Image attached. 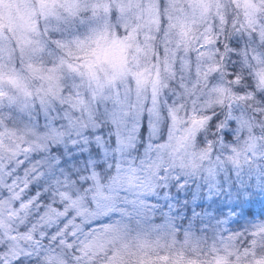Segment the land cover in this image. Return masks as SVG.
Masks as SVG:
<instances>
[{"label":"snow or ice","instance_id":"snow-or-ice-1","mask_svg":"<svg viewBox=\"0 0 264 264\" xmlns=\"http://www.w3.org/2000/svg\"><path fill=\"white\" fill-rule=\"evenodd\" d=\"M85 8L81 26L117 19ZM249 31L228 40L229 79L264 108V23ZM167 111L111 88L79 111L0 93V124L24 133L0 141V264H264L261 113L204 109L200 132Z\"/></svg>","mask_w":264,"mask_h":264},{"label":"rangeland","instance_id":"rangeland-1","mask_svg":"<svg viewBox=\"0 0 264 264\" xmlns=\"http://www.w3.org/2000/svg\"><path fill=\"white\" fill-rule=\"evenodd\" d=\"M90 4L96 16L106 17L111 10L117 19L107 26L102 22L81 26V19L86 20L85 0H0L4 97L35 98L48 107L67 105L79 111L92 107L111 88L127 98L132 113L155 105L157 111L164 108L169 117L175 115L177 128L185 122L193 128L203 120L197 128L203 132L209 119L204 109L213 114L246 111V95L248 106L263 113L264 123L259 101L234 89L242 84V71L236 80L229 79L228 46L216 44L224 43L223 35L247 36L264 23L258 0H90ZM72 84L75 87L68 91ZM246 112L252 116L251 110ZM160 120L158 128L163 114ZM252 123L257 121L253 118ZM23 135L16 127L0 124L5 146ZM206 258L210 257H201Z\"/></svg>","mask_w":264,"mask_h":264},{"label":"trees","instance_id":"trees-1","mask_svg":"<svg viewBox=\"0 0 264 264\" xmlns=\"http://www.w3.org/2000/svg\"><path fill=\"white\" fill-rule=\"evenodd\" d=\"M222 37V39L224 40V43H222V45L224 46V47H226V46H228V40H229V38H227V37H225L224 35L223 36H221ZM223 42V41H222ZM222 52H223V50H221ZM229 51V49L227 48V52ZM229 67H230V65H229V63H228V60H227V63H226V66H225V68H226V70H229ZM229 75V74H228ZM234 88V87H233ZM235 90H236V88H234ZM247 97L248 96H246V95H244L243 96V100L245 101V106H246V111H248V110H251V115L253 114V113H255L254 112V110H252L249 106H248V104L246 103V102H248V100L249 99H247ZM263 115V113H261V116Z\"/></svg>","mask_w":264,"mask_h":264}]
</instances>
